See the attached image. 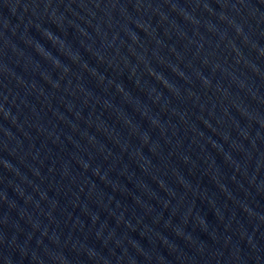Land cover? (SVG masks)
Returning <instances> with one entry per match:
<instances>
[{
  "label": "water",
  "instance_id": "water-1",
  "mask_svg": "<svg viewBox=\"0 0 264 264\" xmlns=\"http://www.w3.org/2000/svg\"><path fill=\"white\" fill-rule=\"evenodd\" d=\"M0 264H264V0H0Z\"/></svg>",
  "mask_w": 264,
  "mask_h": 264
}]
</instances>
